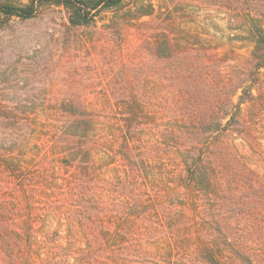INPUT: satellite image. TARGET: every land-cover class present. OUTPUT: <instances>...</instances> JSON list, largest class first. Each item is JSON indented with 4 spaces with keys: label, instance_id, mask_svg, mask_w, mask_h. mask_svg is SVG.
I'll return each instance as SVG.
<instances>
[{
    "label": "rangeland",
    "instance_id": "obj_1",
    "mask_svg": "<svg viewBox=\"0 0 264 264\" xmlns=\"http://www.w3.org/2000/svg\"><path fill=\"white\" fill-rule=\"evenodd\" d=\"M0 3V264H264V96L227 121L264 0Z\"/></svg>",
    "mask_w": 264,
    "mask_h": 264
},
{
    "label": "trees",
    "instance_id": "obj_2",
    "mask_svg": "<svg viewBox=\"0 0 264 264\" xmlns=\"http://www.w3.org/2000/svg\"><path fill=\"white\" fill-rule=\"evenodd\" d=\"M40 1L62 4L69 11V22L72 25L85 24L89 21L88 19H91V17L98 9L108 8L111 6L113 7V5L115 6L118 3V0H40ZM32 10L33 7L30 4H28L25 7H19L11 4L0 3V11H2L7 15H17L21 17H27L32 13ZM260 37L261 38L255 42L254 47L252 49V55H256L257 52L261 51L259 52L260 56H258L259 58H257L255 62L249 65V68H246V71L243 70L241 72L242 74L241 77H243L242 92L239 96L238 102L234 106L235 112L230 114V117L227 120L228 122H230L231 120L237 122V119L238 120L240 119L239 116L242 115L244 117V115L248 114L249 112H253L257 110L260 107L258 105L259 103L257 101L258 100L257 96H259V99L260 97L264 96V93L262 91L264 88L260 81L261 76H264V71H261V69L264 68V59L261 58V56L264 55V35L261 34ZM254 91H256L257 94H253ZM224 99H225L224 104L227 105L232 104L230 95H227ZM244 102L247 103V106L245 107V113H244V109H242L241 107V104ZM252 108L254 110H250ZM224 116L226 115L224 114ZM217 117L218 116L215 113V118ZM193 170L194 173V172H199V170L201 169L200 166H198V164H195ZM261 189L264 190V183ZM70 193L71 192L69 190L68 194ZM0 219L2 220L1 215H0ZM1 224H3V222H1ZM14 243L18 248L13 253L14 250L13 242L11 243L8 240L5 239L3 240L4 248L5 250H7L9 255V258L7 260L8 264H43L45 260L48 261L49 259L52 260L51 256L54 255L56 251L55 248L45 240H40V241L36 240L35 242H29L28 244L24 242H14ZM22 243H24L25 248L21 249L19 246H21ZM34 244L36 245L34 246ZM34 248L36 249V252H33ZM212 263L216 264L218 262H216L215 260V262Z\"/></svg>",
    "mask_w": 264,
    "mask_h": 264
}]
</instances>
